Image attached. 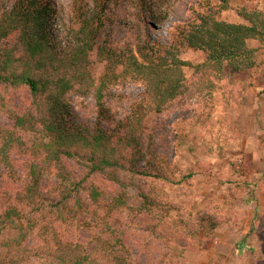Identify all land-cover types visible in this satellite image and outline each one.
<instances>
[{
  "label": "trees",
  "instance_id": "16d2710c",
  "mask_svg": "<svg viewBox=\"0 0 264 264\" xmlns=\"http://www.w3.org/2000/svg\"><path fill=\"white\" fill-rule=\"evenodd\" d=\"M198 1L189 20L166 43L153 40L148 30L167 21L168 0H73L74 25L65 24L50 0H12L11 6H3L0 115L11 125H0V180L19 189L0 205V264H132L121 233L98 215L108 217L122 209L152 212L155 203L141 180L170 181L167 163L160 160L144 126L149 114L162 113L183 92V67L189 64L180 53H203L204 63L195 66L197 70L245 74L258 65L257 49L249 43L264 45L261 10L241 6L236 13L242 23H229L218 16L230 9L232 0ZM113 6L133 11L134 49L110 45ZM94 62L104 66L97 82L90 71ZM126 80L140 82L143 97L125 119L107 128L103 97L112 85ZM21 87L30 96L18 112L6 94ZM70 96L93 98L96 121L80 119ZM17 157L25 159L23 172ZM97 175L115 189L106 191L89 180ZM131 188L141 197L136 208L129 206ZM82 214L89 216L87 226L101 230L90 247L63 241L57 231ZM202 221L206 234L219 223L212 217ZM8 231L15 236L4 237ZM183 234L198 241L188 223ZM32 238L38 247L27 246Z\"/></svg>",
  "mask_w": 264,
  "mask_h": 264
},
{
  "label": "rangeland",
  "instance_id": "374dc122",
  "mask_svg": "<svg viewBox=\"0 0 264 264\" xmlns=\"http://www.w3.org/2000/svg\"><path fill=\"white\" fill-rule=\"evenodd\" d=\"M66 25H74L73 0H50ZM167 21L148 30V35L166 43L177 35L198 7V0H168ZM91 4L92 0H83ZM230 9L218 19L242 23L236 9L244 6L264 13V0H232ZM12 0H0L11 6ZM5 6V7H6ZM108 28L110 45L116 49L136 43V20L133 11L113 6ZM142 27V26H141ZM144 32V27L142 28ZM141 32L142 34H144ZM257 49L258 65L245 74L217 75L210 70H197L204 63L199 51L182 50L183 92L170 101L162 113H153L145 120V132L153 136V145L160 160L167 163L169 180H141L140 185L155 203L152 212L122 209L111 215L99 212L119 231L128 246L132 264H264V45L251 42ZM104 66L94 62L90 71L95 79L103 74ZM25 87L6 94L9 105L22 112L29 100ZM143 97V86L134 80L112 85L102 103L108 110L107 128L125 119L136 102ZM73 112L83 121H96L97 107L93 98L70 96ZM0 125L10 121L0 115ZM23 172L25 159L17 157ZM191 174L190 178H187ZM94 184L112 192L115 186L104 177L92 176ZM19 187L5 178L0 180V205L15 195ZM129 206L141 203L139 191L130 189ZM88 214L75 222L59 226L63 241L90 247L101 231L87 226ZM212 217L219 223L206 234L203 218ZM198 241L186 237V224ZM203 224V225H202ZM5 237H14L8 231ZM243 245L242 249H238ZM28 247H38L32 238ZM31 264H40L33 260Z\"/></svg>",
  "mask_w": 264,
  "mask_h": 264
}]
</instances>
